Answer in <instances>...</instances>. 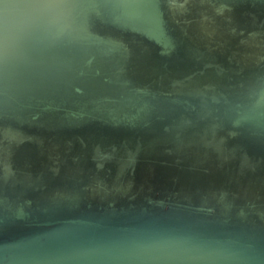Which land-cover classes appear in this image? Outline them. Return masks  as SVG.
Returning <instances> with one entry per match:
<instances>
[{
  "label": "water",
  "instance_id": "95a60500",
  "mask_svg": "<svg viewBox=\"0 0 264 264\" xmlns=\"http://www.w3.org/2000/svg\"><path fill=\"white\" fill-rule=\"evenodd\" d=\"M0 264H264V0H0Z\"/></svg>",
  "mask_w": 264,
  "mask_h": 264
}]
</instances>
